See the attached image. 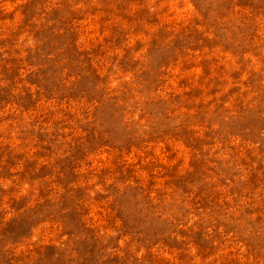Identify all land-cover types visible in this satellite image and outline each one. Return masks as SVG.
I'll list each match as a JSON object with an SVG mask.
<instances>
[{"label":"rangeland","instance_id":"1","mask_svg":"<svg viewBox=\"0 0 264 264\" xmlns=\"http://www.w3.org/2000/svg\"><path fill=\"white\" fill-rule=\"evenodd\" d=\"M0 264H264V0H0Z\"/></svg>","mask_w":264,"mask_h":264}]
</instances>
